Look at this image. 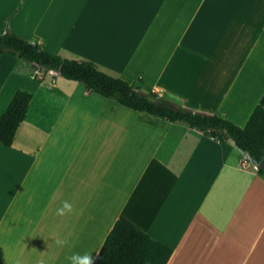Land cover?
I'll return each mask as SVG.
<instances>
[{
  "label": "crops",
  "instance_id": "0c3cea01",
  "mask_svg": "<svg viewBox=\"0 0 264 264\" xmlns=\"http://www.w3.org/2000/svg\"><path fill=\"white\" fill-rule=\"evenodd\" d=\"M6 29L175 108L239 127L264 108V0H0ZM33 72L0 54V115L32 96L0 143V264L95 262L120 218L170 247L166 264H264V179L231 142Z\"/></svg>",
  "mask_w": 264,
  "mask_h": 264
},
{
  "label": "trees",
  "instance_id": "16d2710c",
  "mask_svg": "<svg viewBox=\"0 0 264 264\" xmlns=\"http://www.w3.org/2000/svg\"><path fill=\"white\" fill-rule=\"evenodd\" d=\"M0 54H10L29 64L37 81L48 71L82 84L85 91L110 99L129 109L145 112L169 122L180 121L219 140L231 142L242 154L258 163L264 156V108L256 105L243 127L202 112L175 108L154 93H144L131 84L98 70L91 62L62 58L46 52L37 42L24 39L10 29L0 33ZM31 94L16 90L0 115V143L6 144L17 123L25 118ZM264 179V162L257 168ZM171 248L153 239L126 218H120L94 264H166Z\"/></svg>",
  "mask_w": 264,
  "mask_h": 264
},
{
  "label": "clouds",
  "instance_id": "9594fccd",
  "mask_svg": "<svg viewBox=\"0 0 264 264\" xmlns=\"http://www.w3.org/2000/svg\"><path fill=\"white\" fill-rule=\"evenodd\" d=\"M73 212V206L68 201H63L62 205L56 209V216L65 217ZM53 242L58 247H64L70 242L66 238H61L58 234H53ZM69 264H94V257L88 253H73L67 257Z\"/></svg>",
  "mask_w": 264,
  "mask_h": 264
},
{
  "label": "water",
  "instance_id": "95a60500",
  "mask_svg": "<svg viewBox=\"0 0 264 264\" xmlns=\"http://www.w3.org/2000/svg\"><path fill=\"white\" fill-rule=\"evenodd\" d=\"M250 161L256 168H258L264 162V156L262 157V159L258 163L254 162L252 160H250Z\"/></svg>",
  "mask_w": 264,
  "mask_h": 264
},
{
  "label": "built area",
  "instance_id": "2783aa9c",
  "mask_svg": "<svg viewBox=\"0 0 264 264\" xmlns=\"http://www.w3.org/2000/svg\"><path fill=\"white\" fill-rule=\"evenodd\" d=\"M249 162L250 163V159L246 156V158H244L243 163Z\"/></svg>",
  "mask_w": 264,
  "mask_h": 264
}]
</instances>
